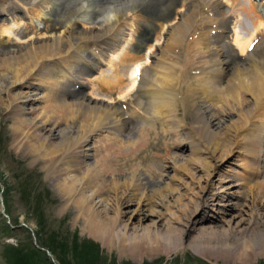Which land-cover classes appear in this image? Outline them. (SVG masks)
<instances>
[{"label": "bare ground", "instance_id": "obj_1", "mask_svg": "<svg viewBox=\"0 0 264 264\" xmlns=\"http://www.w3.org/2000/svg\"><path fill=\"white\" fill-rule=\"evenodd\" d=\"M56 1L58 0H43L39 5L37 4L38 0H13L14 7L8 9L7 14L17 9L19 4L24 9L25 17L18 22L15 16L14 22L3 25L1 37L3 34L8 33L9 35L13 25L20 22L37 24L40 17L53 20L54 24L60 25L62 31L58 35L47 34L38 37H28L29 41L18 52H13V54L0 52V60L4 64V72L0 76V92L6 94L7 97L4 99L7 102L6 106L11 112H14L13 116H11L13 129L21 136V144L27 145L32 150V153L40 154L43 159L49 160L48 163L50 164L53 162V157L50 156L53 153L59 156L57 157L58 160L63 161L61 168L55 166L54 170L57 173H63L67 177V180L62 178L64 182L60 183L65 194L75 188L77 180H75V176L70 175V172L74 169V165L79 164L80 168L85 167L86 169L82 175L81 189L83 187L90 188L91 185L97 184L94 187L93 194L98 198L97 203L100 205L104 200L98 191L101 185L107 183L114 188H119L120 184V181L108 180L103 177L111 171V159L109 157L111 156L115 159L117 155L124 156L127 151L130 153L133 151L128 157L132 156L131 158H135L145 147H149L150 142H148L149 137H147L146 131L150 129L146 130L142 125L140 128L138 127L139 131H137L139 132V140L133 142L127 140L125 142L120 138L119 134L112 132L113 136H111V139L113 142H110V139V143H104L103 149L107 153L105 152L106 154H102L99 158L100 164L95 163V165H98L95 166L87 163V158L90 155L89 136H92L96 131L105 129L104 125L110 121L118 122L120 128L132 117L131 112L117 107L116 104H112V101L106 102L104 96L108 93L112 95L115 88L120 87L121 84L123 85L122 82L125 80L123 77L130 79L129 84L131 86L135 87L137 85V90H145L144 84L148 83V81L145 76L146 67L143 69L142 60L148 61L150 57H153L154 60L152 68L154 66L159 68L160 86L150 82L148 86L151 88L150 91L148 89L145 93L142 91L145 94L144 98L147 96L155 112L156 110L159 111L160 108L170 103V98L174 95L171 89L176 86V83L181 85L182 81L187 80V84L184 87L186 97H189L190 100L192 99V103L200 113L198 114L202 116L201 119L205 126L203 131H206L205 133L203 132L204 138L207 139L209 146L212 147L209 160L205 161L208 166V176L205 184L199 186L201 194L195 201H189L188 205H190L191 209H185L184 211L188 213L181 214L182 216L179 217V221L175 225H170L169 222L164 223L158 217L149 223L143 222V216L155 214L153 206L158 204L156 197L162 200L165 196L160 194L153 198L150 195L159 191L161 186L169 189V184H158L155 187L149 184L143 172H130L129 176L122 173V176L118 177L123 179V187L121 188L127 187L131 189L127 194L129 197L127 201H130V199L136 200L137 209H133L132 212L137 211L143 214L138 219V223H132V215L123 219L124 215L122 212H118L115 217L107 220L99 219V214L96 212L95 214H90L87 218L92 231L109 239L117 234L124 241L145 242L146 244L157 243L161 245L160 250L165 253L179 250L181 246L185 245V240L188 237L190 238L187 242L188 246L202 255L219 252V254L225 253L228 256L234 255L239 259H247L254 256L257 250L264 252V192L260 193V198L258 199L254 197L255 195L247 199L248 212L246 213V218L237 220L233 218L225 219V225L221 228L202 224L208 216L209 208L211 206L214 207L213 204H210V199L208 198L209 195L214 194L211 191V194L208 193L209 189H214L211 175L212 171L216 169V165L212 162V159L215 158L217 150L225 153L229 146L222 141L220 135L228 140L237 130L246 126L249 132L248 136L243 134L244 139H246L243 148L252 161L249 164L247 162L244 163V168L249 170L250 173L253 172L255 176L264 173V122L262 121V124L252 122L253 118L257 117L254 116L255 114L262 115L261 118L264 119V60L256 59L252 62V56L256 55L255 51L258 49L257 46L261 44L264 47V10L261 9V0H250L248 4L241 2L240 6H238L237 0H71L69 4H66L69 2L68 0H64L61 2L60 7L58 6V10L54 9ZM178 3L181 6H176ZM223 3L228 5L230 3L231 7L220 19L219 15L212 11V8H215L218 13L220 11L224 12ZM6 7L7 5L3 6L0 3V10H6L4 9ZM234 9L242 10L245 13L251 10L254 13L252 16L253 28L252 30H247L249 33L247 37L242 36L235 28V21H239V14ZM246 15L248 14L246 13ZM98 18H102L104 22H97L99 21L97 20ZM80 23L81 26H79ZM44 27H47V25ZM149 28L155 36L152 43H148ZM24 30L32 29L25 26L21 32ZM142 31H144L143 34ZM213 33H217L216 37ZM72 38L75 39V44H72ZM254 39L256 42H253ZM216 40L218 41L217 43L215 42ZM141 48H145V52L142 55L136 53ZM225 48H229L227 55L224 53L227 50ZM175 49H178L179 53H183V55L179 53L175 55ZM86 51L92 53L93 59L88 60ZM234 51H237L238 57L236 55L233 56L232 52ZM210 55L211 58H216V68L214 67L216 72L212 69L209 71L208 69L204 70L203 65L198 64L202 63L198 58L206 59ZM239 57H243V60H239ZM205 59L202 61L207 64V59L206 61ZM198 60L200 61L198 62ZM245 60L249 63H243ZM49 61H54V65L48 72L54 70L59 71L61 74L54 81L51 79L54 83L50 84L48 95L37 96L36 87L33 86H35L34 84L37 83V80H43L44 76L49 77V74L44 73V68H46L44 64ZM80 62H89L93 67H99L98 72L100 73L98 76L96 75V81L101 82L97 90L98 96L101 97L88 98L83 96V100L73 101L72 98L71 100L66 98L68 97V94L64 93L66 90L63 89L57 92L56 87L58 84L62 87V85L66 86L69 81L77 80L72 73V68L75 63ZM101 62L106 65L103 70H101L103 67L99 66L102 65ZM250 64L253 65L251 69L249 68ZM137 68H139V72H137ZM191 69H199L200 74H203V79L201 76L203 81L200 83L201 89L194 88L189 83L190 73L188 72ZM126 70H130L129 73ZM214 72L224 74V79L226 78L225 84L218 83L219 74L217 73L215 77ZM84 78V75L78 78L76 83L87 82L88 80ZM27 79L35 80L30 82ZM194 79L198 80L197 77ZM229 82L231 83L230 88L227 89ZM234 82L241 86L245 92H247V89L249 92L254 93L255 98L259 97V103L258 100L253 98L256 101L255 105L250 100L246 105V109L240 106L238 112L225 110L221 116L222 118H220L219 115L216 116V113L211 110L203 94L206 95L211 92L223 96L224 93L232 91ZM179 84L178 86L180 87ZM18 85H23L26 88L24 94L14 91ZM161 88L164 91H161ZM201 90L203 92L200 93ZM71 91L74 93L75 89L73 88ZM120 93V95H123V92ZM237 93L232 92V96L234 98L239 96ZM43 97L46 100L48 99L49 104L45 106L41 114L40 118L42 121L29 117L30 114L37 110L36 107H33V102L43 99ZM4 100L2 101L0 98V102L3 103ZM139 103H141V100ZM29 104L31 106L28 109L27 105ZM81 114L85 118L84 121L79 119ZM59 117L62 118L59 120L60 123L53 122ZM149 122L148 124H150ZM51 123L50 128H47ZM118 126L116 125L117 128ZM153 129L155 128L153 127ZM119 130L123 129L120 128ZM184 130L185 128H183ZM201 131H199V135ZM155 133L157 134V132ZM180 138L185 144H190L188 148L192 154L190 153L187 159L182 162L180 160L177 161L176 158L173 159V167L176 165V167H184L188 163L194 164L199 159L194 156V153L198 154L200 151V138L202 137L198 139V142L194 141L193 137L180 136ZM98 148L100 149V146ZM108 151H111V153ZM68 158L69 160H67ZM127 177L130 178L127 179ZM136 190H142V195L135 199ZM257 191L261 192L258 189ZM193 203H195V206ZM76 204L81 205L78 202ZM261 218L262 221L260 222ZM110 230L111 233L109 234ZM122 246L124 248L127 245L122 244ZM131 246L132 243H129L128 247ZM131 250L134 251V248L132 247Z\"/></svg>", "mask_w": 264, "mask_h": 264}, {"label": "rangeland", "instance_id": "obj_2", "mask_svg": "<svg viewBox=\"0 0 264 264\" xmlns=\"http://www.w3.org/2000/svg\"><path fill=\"white\" fill-rule=\"evenodd\" d=\"M42 1L43 0H38L37 4L40 5ZM241 2L248 4L249 0H237L238 6H240ZM0 3H2L3 6L7 5V7L4 8L6 10L14 6L13 0H0ZM177 6H181V4L178 3ZM230 7V3L229 5L223 3L222 8H224V12L220 11L218 13L215 8V10L212 8V11L218 14L221 19L224 13H227L230 10ZM235 11H237L239 14V21H235V28L242 36L247 37V35H249L247 30H252L253 28L252 16L254 13L250 10V12L246 11L248 14L246 15V13L242 10ZM5 12L7 13V11ZM16 15V20L19 22L21 16L18 13H16ZM6 18H8V21L14 22L13 14H9ZM97 20H99L97 22H104L102 18H98ZM5 24L7 25L6 22H1L0 20V34L3 33L1 31L4 27L3 25ZM44 24H46L47 27L41 29ZM25 26H29V29L32 30H24V33L21 32ZM79 26H81V23ZM61 31L62 28L60 25H49L48 23H45V20L40 21L37 26H32L25 23L16 24L13 26L11 31H9V35L7 33L5 34L6 36L4 34L2 37L0 36V52H3V54H5V52L7 54H13V52H18V50L29 41L28 37H38L47 34L58 35L61 33ZM214 36L216 37V35ZM152 41H154V36L152 37ZM71 42L72 44H75V39L72 38ZM215 42L217 43L218 41L216 40ZM257 48L258 49L255 51L256 55L252 56V62L256 59L264 60L263 45L259 44ZM225 49H227L228 52L225 50L224 53L228 54L229 48ZM144 51L145 49L140 52V55H142ZM175 51V55L179 53L178 49H175ZM181 55H183V53ZM209 58H211V55L206 58L209 64H204V61L202 60L205 58H198L201 60H198V62H202L198 64L201 66L203 65V69H208V71L211 69L214 70V67L216 68V58H211L208 60ZM242 58L243 57H239L238 59L243 60ZM0 61L1 76L4 72V64L2 60ZM142 61L143 69L146 67L145 76L148 81V83L144 84L146 92L147 89L149 91L151 89L148 87L150 82L159 85L160 74L159 68L157 66L152 68V64L154 63L153 57L148 58V61ZM243 63L248 64L249 62L245 60ZM44 65H46V68H44V73L49 74V77L44 76L43 80H37V83L35 82L36 84H34L35 86L33 87H36L37 96L48 95L50 84L52 85L54 83L53 81L61 74L59 71L54 70L52 72H48V70L52 68V65H54V61H49ZM105 67L106 66L101 68V70L105 69ZM252 67L253 65L250 64L249 68L251 69ZM89 69L90 68L85 63H75L72 68V73L75 75V77L80 78L83 77L85 72H89ZM98 69H95V73L97 72L95 75L97 76L100 73L98 72ZM126 71L129 73L130 70ZM189 71V83H191L194 88L201 89L200 83L203 81V74H200L199 69H191ZM215 72L214 75L216 77L218 72ZM89 73L92 75L91 72ZM218 74V83L221 82V84H225L226 78L224 79V74ZM193 77H197L199 81ZM85 78L89 80L92 77ZM96 78L97 77L94 76L92 80H86L87 82L82 85L76 83V92L71 94V85L67 84L66 86L62 85V87H60L61 85L58 84L56 87L57 92H60L63 89L66 90L64 92L65 94H68V97L66 98H70V100L72 98L73 101H81L83 100V96L88 98H99L101 96H98L97 90L101 85V82H97ZM123 79H125L122 82L123 85L121 84L120 87L115 88L113 93L111 92L112 95L108 93L106 96H104V98L106 102L112 101V104H116L119 108L122 106L126 107L125 110L131 112L132 117L122 126L123 128L120 127L123 130H119V123H114L113 120L109 122L110 125L109 123L104 125L105 129L96 131V133H93L92 136H89L88 144L90 147V155L87 158V163L90 165H95V163L100 164L99 158L102 156V154L104 155L107 153V151L103 149L104 143L113 142L111 139V136H113L112 132H116L117 135L119 134L120 138H122V140L125 142L126 140L133 142L139 140V132L137 131H139V128L142 125L146 128V130H151V132L150 130L146 131L148 135L147 137H149L148 142L150 143L149 147H145L138 155L135 156V158H131L132 156L130 158L128 157L133 151L131 153L127 151L124 156L117 155L115 159H113L111 156L109 157L111 159V165L109 164L111 171H109L103 177H106L105 179L108 180L112 179L115 181H120V184L119 188H114L111 184L107 183L101 185L98 191L99 195L104 198V200L100 203V205L97 203L98 198H96V195L93 194L94 187L97 184L94 186L91 185L90 188L83 187V189H81V179L86 169L82 166V168H80L79 164L74 165V169L70 172V175H73V177L75 176V180H77L75 188L72 189V191L68 194H65V191L62 186H60V183L62 184V182H64L63 180H65L67 177L63 173L60 174L54 170V167H60L63 161L58 160L57 157L59 156L56 153H53L50 155L53 157V162L50 164L48 163L49 160L46 161V159H43L40 154L32 153V150L27 145L21 144V136L13 129V120L11 116H13L14 112H11V110L6 106L7 102L4 100L7 97L6 94L4 92H0V98L2 101L4 100L3 103L0 102V264H42V260H44V258L48 259V261L51 263L44 250H39L40 253L36 251V249H39V247L48 250L59 264H80L81 260H83V257L81 255L74 254L72 250H68L70 252L69 254L60 249L56 252L58 254L57 255L49 248L50 245H56L57 241H60V239L63 237H66L70 242H73L75 239L77 242H80V244H82V240L92 241L97 246V249H93L92 252H88V248H85L82 252L84 253V251H86V255L92 259H97L100 257V261L102 260L101 264H264V252H260L259 250H257V253L254 256L248 257L247 259H239L234 255L228 256L225 253L219 254V252H214L210 255H202L188 246L187 242L188 239H190L188 237L185 240V245L181 246L179 250L177 249L176 251L165 253L164 251L160 250L161 245L157 243L146 244L145 242L134 243L135 241H124L116 233H113L116 235L111 236L109 239L106 236L103 237L101 235H97L92 231L87 218L90 214H95L96 212L99 214V219L101 218L102 220L115 217L118 212L123 213V219L129 215H132L133 217L131 218V221L134 224H137L138 219L143 215L141 212H132L133 209H137L135 203L136 200L134 201V199H130V201H127L129 198L127 194L131 189L127 187L121 188L123 187V179L119 178L118 176H122V173L129 176L130 172H143L149 184L154 185L155 187L158 186V184H169V189L163 188L165 186H159L161 189L155 194L150 195L153 198L160 194L165 196L162 200L156 197L158 204L153 206L155 214L151 216H143V222L149 223L158 217L162 220V222H169L170 225H175L176 222L179 221V217L182 216L181 214L188 213L184 210L187 208L191 209L190 205H188L190 203L189 201H195L198 199L199 195L201 194L199 186L205 184L206 177L208 176V166L207 162L205 161L209 160V156L212 153V147L209 146V142L206 138H204V133L206 131H203L205 126L203 125V121L201 119L202 116L199 115L200 113L192 103V99L190 100L189 97H186L187 95L184 87L187 84V80L182 81L181 85L176 83V86L171 89L174 95L170 98V103L160 108L159 111L156 110L155 112L153 105H151L150 101L148 100V97L146 96V98H144L145 96L141 95L142 90H137L136 86H131L129 84V78L123 77ZM33 80L35 79H27V81L30 82ZM230 84L231 83L229 82V87L227 89L230 88ZM234 84L233 86L235 88L231 86L234 91L232 89L231 92H226L223 96L211 92L207 93L206 95L203 94V96H205L207 99V103L211 107V110L216 113V116L219 115L220 118H222L221 116L225 110L238 112L240 106H243L242 108L246 109V105L248 102H250V100L252 103L254 102V105L256 103L255 99L258 100L259 103V97L255 98L253 92H249L247 89V92H245L241 86ZM122 87L124 88L121 89ZM160 90L164 91L163 88ZM14 91L18 93L22 92L24 94L26 88H24L23 85H18L15 87ZM120 92H123V95H120ZM201 92L203 91L201 90L200 93ZM232 92H238L237 95L240 97H237L239 99L237 97L234 98L232 96ZM122 96L123 98H121ZM140 100L141 103H139ZM48 102V99L46 100L44 97L43 99L33 102V107H36L37 110L30 114L29 117H34V119L36 118L37 120L42 121L40 117L45 106L49 104ZM30 106V104L27 105L28 109ZM254 116L257 117L253 118V123L262 124V121L264 122V119L261 118L262 115L255 114ZM82 117V114L79 115L80 121L85 120V118ZM60 119L62 118L59 117L53 122L60 123ZM147 121H150V124H148ZM62 123L64 124V122ZM51 125L52 123L49 124L47 128H50ZM116 125H119V129L116 127ZM153 127L155 129H153ZM245 127L237 130V132L233 134L228 140L227 138H224L220 135L222 141L226 142V144L229 146L225 153H221L220 150H217L215 158L212 159V162L216 165V169L212 171L213 173L211 175V181L214 185V189H209L208 193L211 191L214 194H212L213 196L208 194L210 196H208V198L210 199V204H213L214 207L211 206L209 208L210 211L207 213L208 216L202 223L205 224V226L212 225L216 228H221L225 225V219L233 218L234 220H237L246 218V213L248 212L246 206L247 199L252 198L254 195V197L258 199L260 198V193L264 192V173L262 175L255 176L253 172L250 173L249 170H246L243 165L246 162L249 164L252 161V159L247 156V152H244L243 148L246 141L243 134L248 136L249 132L247 127L246 129ZM183 128H185L184 131ZM200 130L202 131L199 135ZM242 131L245 133H242ZM155 132H157V134ZM127 136L129 137L126 138ZM180 136L193 137L192 139H195L194 141L196 142H198L200 137H202L204 140L200 138V151L198 154L196 152L194 153V156L199 159L194 162V164L188 163L185 164L184 167H176L177 165L173 167V159L176 158L177 161L180 160V162H182L183 160H186L191 153L190 149L188 148V145L190 144H185L184 141H181ZM110 139L111 141L109 142ZM99 146L100 149L98 148ZM108 152L111 153V151ZM67 160H69V158ZM129 178L130 177H127V179ZM257 189L261 192H258ZM135 192V199L142 195V190H136ZM77 202L81 205L76 204ZM193 204L195 206V203ZM261 221L262 218L260 219V222ZM108 233L110 234L111 230ZM129 243H132L131 247H128ZM122 244L127 246L123 248ZM132 247L134 248V251L131 250ZM15 249L19 250L15 251Z\"/></svg>", "mask_w": 264, "mask_h": 264}, {"label": "trees", "instance_id": "obj_3", "mask_svg": "<svg viewBox=\"0 0 264 264\" xmlns=\"http://www.w3.org/2000/svg\"><path fill=\"white\" fill-rule=\"evenodd\" d=\"M82 241H83L82 244H80V242H77L75 239L73 242H70L66 237H63L60 239V241H57L56 245L54 246L50 245L49 248L55 254H57L56 252L60 249H62L63 251L69 254L70 252L68 250H72L74 254H78L83 257V260H81L80 264H101L102 260L100 261L101 259L100 257L97 259H92L86 255L87 253L86 251H84V253L82 252L85 248H88L89 250L88 252H92L93 249H97V246L92 241H84V240ZM18 250L19 249H15V251H18ZM36 251L40 253L38 248L36 249ZM42 264H51V263L48 261V259L44 258V260H42Z\"/></svg>", "mask_w": 264, "mask_h": 264}, {"label": "water", "instance_id": "obj_4", "mask_svg": "<svg viewBox=\"0 0 264 264\" xmlns=\"http://www.w3.org/2000/svg\"><path fill=\"white\" fill-rule=\"evenodd\" d=\"M39 249L40 250H44L46 252V254L48 255V257H49V259H50V261H51L52 264H59L58 261L54 258V256L48 250H45V249L40 248V247H39Z\"/></svg>", "mask_w": 264, "mask_h": 264}, {"label": "snow or ice", "instance_id": "obj_5", "mask_svg": "<svg viewBox=\"0 0 264 264\" xmlns=\"http://www.w3.org/2000/svg\"><path fill=\"white\" fill-rule=\"evenodd\" d=\"M140 70H139V68H137V72H139Z\"/></svg>", "mask_w": 264, "mask_h": 264}]
</instances>
